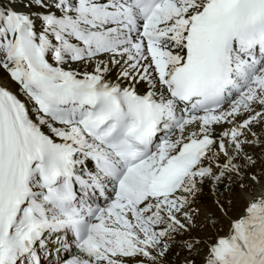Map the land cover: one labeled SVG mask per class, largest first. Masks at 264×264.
Here are the masks:
<instances>
[{"label":"snow or ice","instance_id":"1","mask_svg":"<svg viewBox=\"0 0 264 264\" xmlns=\"http://www.w3.org/2000/svg\"><path fill=\"white\" fill-rule=\"evenodd\" d=\"M0 264H264V0H0Z\"/></svg>","mask_w":264,"mask_h":264}]
</instances>
